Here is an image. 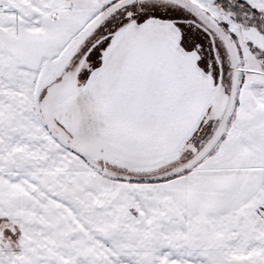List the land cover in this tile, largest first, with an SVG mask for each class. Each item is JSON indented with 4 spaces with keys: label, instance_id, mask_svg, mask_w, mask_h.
I'll use <instances>...</instances> for the list:
<instances>
[{
    "label": "snow or ice",
    "instance_id": "snow-or-ice-1",
    "mask_svg": "<svg viewBox=\"0 0 264 264\" xmlns=\"http://www.w3.org/2000/svg\"><path fill=\"white\" fill-rule=\"evenodd\" d=\"M0 264H264V0H0Z\"/></svg>",
    "mask_w": 264,
    "mask_h": 264
}]
</instances>
